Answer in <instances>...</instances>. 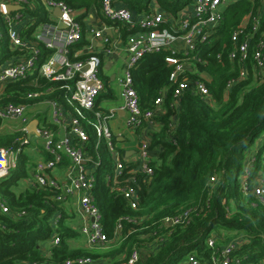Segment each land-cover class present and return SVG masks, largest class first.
<instances>
[{"label":"trees","instance_id":"16d2710c","mask_svg":"<svg viewBox=\"0 0 264 264\" xmlns=\"http://www.w3.org/2000/svg\"><path fill=\"white\" fill-rule=\"evenodd\" d=\"M53 1L63 2L77 13L83 11L76 16L82 27V39L69 47L68 56L71 60L84 59L85 56L73 57L76 51L89 44L82 21L92 5L100 9V0ZM117 1L136 16L148 12L151 2L173 15L192 2ZM20 12L24 17L20 35L35 43L39 50L38 61L25 80L4 88L0 106L12 103L28 108L40 101L54 100L66 109L63 90L60 89L62 83L41 78L37 71L54 53L36 40L38 27L51 22L50 13L40 0H27ZM257 14L264 16L263 0L229 3L210 41L197 44L196 54L201 59L197 70L203 73L200 80L206 86V97L189 89L179 100L173 99L168 81L171 68L164 62L167 52L144 56L132 70L133 87L143 112L152 110L154 100L164 94L162 114L155 118L154 131L147 136L152 177L135 172L132 162L124 163L118 177L124 187L128 176L134 175L135 210L120 192L112 190L115 166L112 155L105 142L97 139L93 128L88 125L92 113L86 114L82 121L86 140L82 143L76 139L72 141L82 149L86 167L94 174L92 194L101 214L103 232L109 241L104 249L76 248L70 244L80 235L72 226V217L65 206L53 202L51 190L31 187L17 190L20 181L28 178L34 164L23 151L22 133H0V149L15 155L14 168L0 179V199L8 208L7 214L0 212V264H62L84 257L92 259V264H120L133 250L139 253L137 264H182L189 255L210 264L214 251L207 246L210 238L219 250L229 240L240 238L238 247L230 254L231 259L239 260L240 264L264 262V204L253 194L259 181L264 186V74H258L251 61L260 30L252 36L250 57L245 64L227 59L234 46L232 33L245 17ZM107 24L120 29L123 42L126 27L118 23ZM251 26L250 20L246 33H251ZM0 33V65H3L22 52L10 50L7 27L1 17ZM218 54L222 56L220 61L216 59ZM243 66L247 76L227 90V82L236 78ZM188 78L199 79L190 73ZM102 80L106 88V81ZM47 90L52 93L38 99L27 98L30 93ZM102 97L100 94L98 99ZM98 99L94 109L101 111ZM146 128L142 124L135 133L140 135ZM256 140L259 141L255 148L247 153ZM112 142L117 144L114 137ZM118 150L123 158L124 152L119 147ZM246 156L254 158L247 175L244 174ZM63 164L66 165V161ZM211 178H214L213 182H210ZM184 212H188L185 225L170 229L162 226L163 218ZM118 225L121 226L119 231L116 230ZM53 237L58 239L55 246L50 244Z\"/></svg>","mask_w":264,"mask_h":264},{"label":"built area","instance_id":"2783aa9c","mask_svg":"<svg viewBox=\"0 0 264 264\" xmlns=\"http://www.w3.org/2000/svg\"><path fill=\"white\" fill-rule=\"evenodd\" d=\"M45 10L52 14L54 9L60 11V16L55 17L53 24H42L36 32V40L42 42L46 48L54 50L37 69L38 76L51 81L60 82L63 90V98L67 106L64 109L54 100H45L47 114L43 122L37 121L34 132H28L27 126L32 117L25 105L6 103L0 106V131L10 123L15 122L13 132L23 134L22 145L28 146L32 139L40 140L44 151V158L35 163L30 178V187L41 190H51L54 195L53 202L63 204L75 203L76 211L82 221L78 227V233L84 238L86 247L90 250L104 249L109 241L103 232L101 214L93 198L94 174L86 167V158L82 149L73 144V139L79 143L86 140L82 121L87 113H92V120L87 121L99 140H103L114 161L112 190L120 192L128 201L132 209H136V194L134 190L135 178L130 175L126 179V186L122 187L119 176L122 174L124 163H129L124 156L122 158L117 144L112 142L113 134L108 122L116 115V110L107 112L95 110L96 101L103 91V82L99 76L101 59L95 54H88L84 59L71 60L68 56L69 47L77 44L82 39V27L76 21L77 12L70 9L63 2L53 0H40ZM236 0H192L176 15L170 12L149 10L140 15L134 13L126 5L117 0H100V14L106 22L118 23L126 27V36L121 41L119 37L113 38L105 32L111 27L103 26L100 30L88 29L94 40L100 41L102 51L107 56L119 54L120 47L125 55L122 74L119 78L121 111L126 114L127 127L137 129L142 124L146 127H155V118L163 111L164 94H160L153 102L152 110L143 112L139 106V99L133 87L132 70L146 55L167 52L164 62L171 68L168 81L171 86L172 97L179 100L189 90H194L202 97L207 96V89L202 80L203 73L198 72L197 64L201 59L196 54L197 44L207 43L210 36L215 33L223 18L224 8ZM264 1V0H263ZM27 0H0V17L7 27V38L10 50H18L22 54L12 58L6 64L0 65V98L4 88L13 82L22 81L34 70L39 56V50L34 42L21 37L19 29L23 25L24 17L20 10L8 12V6L22 8ZM231 35L233 49L228 52L229 61H239L245 64L249 59V48L252 36L260 30V37L254 44L251 54L253 67L258 74H264V16L257 14L248 15ZM251 20V33H246L248 22ZM61 23L64 28L59 29ZM1 38V33H0ZM120 42V43H119ZM78 54H74L76 58ZM222 56L216 55L220 61ZM188 73L197 75L199 79H189ZM247 76V70L243 66L236 78L230 79L226 84L229 90L233 85ZM46 92H33L27 95L28 99H38ZM63 133L62 136H59ZM249 166H245L244 174L247 175L254 158L250 157ZM66 161V165H64ZM151 151L148 141H142L139 145L135 161V172L148 178L153 175L150 166ZM65 166L64 177L58 181L50 175V171L58 166ZM15 166V155L12 152L0 149V179L8 175L10 169ZM259 179V178H258ZM214 178L210 179L213 182ZM245 184L243 190L245 191ZM254 196L264 204V186L259 181L253 190ZM0 212L8 213V208L0 199ZM188 222V212L176 216L165 217L161 224L167 229L185 225ZM55 224V221L54 223ZM120 225L116 227L119 231ZM240 238L229 240L220 250L216 249L213 239L207 240V246L213 249L210 256V264H240L239 260H232L230 254L238 247ZM52 246L58 244V239L53 237ZM139 253L133 250L120 264H137ZM88 257L79 258L73 262L65 261L62 264H92ZM182 264H206L189 255ZM261 264H264L262 262Z\"/></svg>","mask_w":264,"mask_h":264},{"label":"crops","instance_id":"0c3cea01","mask_svg":"<svg viewBox=\"0 0 264 264\" xmlns=\"http://www.w3.org/2000/svg\"><path fill=\"white\" fill-rule=\"evenodd\" d=\"M263 6V4H262ZM261 6V8H262ZM155 10L159 11L160 8L155 2H151L149 4L148 10ZM261 11V9H259ZM83 12V11H82ZM82 12H78V15ZM145 13V12H143ZM50 24L55 23L56 18L52 14H50ZM244 21H247V18H244ZM83 24L85 27V39L89 41V44L87 46H83L80 50L76 51L74 54H78L79 56H87L88 54H95L99 57L101 56V65L99 69V76L102 79L106 81V88L104 86L103 82V91L101 92V95H103L102 98L98 99V107L101 111L107 112L108 110L115 109L116 115L108 122V126L110 130L112 131V134L114 138L117 140V146L124 152V156L128 159V161H135L137 156V151L139 148V145L142 141H149L148 139V133L151 131H154V126H148L146 129L141 131L140 135L136 134L135 131L126 125V114L121 111V101L119 98L120 94V87H119V78L122 74V68L125 61V55L123 54V50L119 48V54L113 55V56H107L102 51V44L100 41L94 40L93 36L87 31L88 29H94V30H100L105 25L107 27H111V29H108L110 35H112L113 38L119 37V30L113 26L108 25L106 21L101 17L100 9L96 8L94 5L90 7V9L86 12L85 17L83 18ZM42 26V25H41ZM40 27H38L37 32L40 30ZM120 43V42H119ZM119 65L120 66V72L115 71V67ZM203 77V74H202ZM116 84L119 87V92L116 95L111 87V84ZM118 102H120L118 104ZM47 111V105L45 102L40 101L36 105L32 107H28V112L30 116L33 118L32 120H38L39 122H43ZM16 124L15 122H10L5 129H12L10 125ZM17 125V124H16ZM3 131V130H1ZM0 131V132H1ZM7 134L13 133V131H7L5 132ZM63 133H60L59 136H62ZM127 142H129V145H125ZM27 156L32 160L34 166L35 163L38 162L40 159L44 158V151L42 148V143L40 140L32 139L30 144L28 146L24 147L23 150ZM65 173V166H58L54 170L50 171V175L57 179L58 181H61L64 177ZM32 170L29 172V176L26 179H23L20 181L17 190H23L25 188L30 187V178H31ZM65 209L69 216L73 218L72 226L75 228V230L78 231V227L82 221L79 213L76 211L75 203L72 201L65 205ZM71 244V243H70ZM84 248L86 247V244H84Z\"/></svg>","mask_w":264,"mask_h":264},{"label":"rangeland","instance_id":"374dc122","mask_svg":"<svg viewBox=\"0 0 264 264\" xmlns=\"http://www.w3.org/2000/svg\"><path fill=\"white\" fill-rule=\"evenodd\" d=\"M115 71L116 72H120V66L119 65H117L116 67H115ZM111 89H112V91L117 95L118 94V92H119V87L114 83V84H111V87H110ZM120 102H118V104H119ZM10 127L11 128H16V124H14V125H10ZM11 130H13V129H5V130H3V131H1L0 133H5V132H7V131H11ZM259 140H256L255 141V143H254V145L248 150V152L247 153H249L250 151H252L254 148H255V146H256V144H257V142H258ZM125 145H129V142H127ZM249 163H250V159H249V157L248 156H246V161H245V166L247 165V166H249ZM71 220H73V218H71ZM72 223H74V222H72ZM71 223V224H72ZM70 243H71V245L72 246H74V247H76V248H84V244H85V241H84V238L82 237V236H80L78 239H76V240H72V241H70ZM47 245H49V243H47Z\"/></svg>","mask_w":264,"mask_h":264},{"label":"water","instance_id":"95a60500","mask_svg":"<svg viewBox=\"0 0 264 264\" xmlns=\"http://www.w3.org/2000/svg\"><path fill=\"white\" fill-rule=\"evenodd\" d=\"M19 9H21V8L18 7V6H17V7H16V6H8V7H7V11H8V12L13 11V10H19ZM52 13H53V15H54L55 17H59V16H60V11H59L58 9H54V10L52 11ZM58 28H59V29H63L64 26H63L61 23H59V24H58ZM105 33H106L107 35H110V33H109L108 30H106ZM36 126H37V121H36V120H32V121L28 124V126H27V131H28V132H34Z\"/></svg>","mask_w":264,"mask_h":264}]
</instances>
